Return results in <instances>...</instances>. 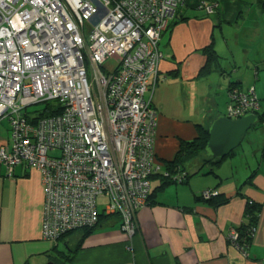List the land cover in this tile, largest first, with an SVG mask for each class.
Here are the masks:
<instances>
[{
  "label": "built area",
  "instance_id": "2783aa9c",
  "mask_svg": "<svg viewBox=\"0 0 264 264\" xmlns=\"http://www.w3.org/2000/svg\"><path fill=\"white\" fill-rule=\"evenodd\" d=\"M183 1L0 0V121L11 124L0 142V175L13 179L21 164L44 171L47 240L94 228L100 213L118 216L129 240L135 235L142 205H130L128 194L146 206L152 177H167L156 162L158 114L145 96L164 59L162 34ZM94 15L103 21L94 23ZM49 101L62 112L27 117L29 107ZM240 101L228 118L259 111L253 92ZM100 198L107 200L102 212ZM237 238L232 232L234 244Z\"/></svg>",
  "mask_w": 264,
  "mask_h": 264
},
{
  "label": "crops",
  "instance_id": "0c3cea01",
  "mask_svg": "<svg viewBox=\"0 0 264 264\" xmlns=\"http://www.w3.org/2000/svg\"><path fill=\"white\" fill-rule=\"evenodd\" d=\"M209 47L219 60L201 76ZM160 49L165 57L145 97L158 114L155 154L162 172L181 142L226 117L233 86L254 88L256 127L221 164L206 154L197 158L185 185H166L155 175L149 204L136 211L132 240L119 217L100 220L86 236L79 230L57 243L44 240L41 173L17 166L13 180L0 176V264H264V0H184ZM207 189L216 193L211 201L200 198ZM249 201L259 210L253 240L242 250L230 235L248 223Z\"/></svg>",
  "mask_w": 264,
  "mask_h": 264
},
{
  "label": "trees",
  "instance_id": "16d2710c",
  "mask_svg": "<svg viewBox=\"0 0 264 264\" xmlns=\"http://www.w3.org/2000/svg\"><path fill=\"white\" fill-rule=\"evenodd\" d=\"M183 2L180 5H182ZM159 48H160V44H159ZM207 52H208L207 53L208 54L207 66L204 67L203 70L201 71V73H200L201 76H206V75L210 74L212 69L216 65L214 62L217 61L216 63H218V60H219L217 53L215 52V50L212 47H209ZM230 91H229L230 92L229 101L227 104V106H229V107L231 105L234 107L239 106L241 103V101H240L241 96L250 97L251 92H253L256 95L253 87L248 92H243L240 89H238L237 87L233 86L230 89ZM232 96H234V97L236 96V99L234 100ZM256 98H257V101L259 102V105H260V99L257 97V95H256ZM44 103L47 105V107L45 108V110H43V112H41L39 114L36 113V115H38V116L35 117V120H37L38 118L55 116L57 114H60L63 110L62 105L56 104V102H54V101H49V102H44ZM259 110H260V108H259ZM255 114L258 116V120L254 125H257L258 122L260 121L259 111H257ZM31 115L29 113V116H27V117L30 118ZM0 140H4V139H0ZM208 140H209V130H206V131L201 130L200 135L196 139H194L193 141L181 142L179 151L177 152V155L175 156V158L171 162H168L165 164V167H164L165 171L162 172V173H167L166 178H164L162 175L163 179L167 182L166 185H169V184L185 185L188 183V181L192 178V174H190V172L188 170L190 168H188L186 166V164H192L197 158L205 156V149H206ZM0 142H2V141H0ZM223 160L217 161L215 164L219 165L223 162ZM208 162L212 163L213 160L211 161V159H210ZM21 165H23V164H21ZM206 191L212 192L214 190L213 189H207V190H204L203 192H206ZM152 195H151L150 199L152 198ZM99 200L100 199H98V201H97L98 209L100 208ZM224 202H226V201L223 200L220 203H224ZM106 204H107V201L105 204H103L102 211L104 210ZM99 210H101V209H99ZM258 210H259V207L257 205H255V203L253 201L252 202L249 201L247 203V207L245 209V216L248 218V223L246 225L243 224L242 226L239 227L238 238L236 240V244L239 245L240 248L242 247V248L246 249L248 246H250V244L253 240V230L256 226ZM102 211H100V212H102ZM100 214H101L100 220L107 219L106 215L102 216V213H100ZM92 230L93 229L88 230V232H86V234H84V235L85 236L88 235ZM69 234H71V233H69ZM60 240H63V237ZM64 255H68V253L65 252ZM55 261L58 264L60 260L58 259Z\"/></svg>",
  "mask_w": 264,
  "mask_h": 264
},
{
  "label": "water",
  "instance_id": "95a60500",
  "mask_svg": "<svg viewBox=\"0 0 264 264\" xmlns=\"http://www.w3.org/2000/svg\"><path fill=\"white\" fill-rule=\"evenodd\" d=\"M256 114L245 115L238 120L221 117L213 121L209 128V140L205 154L218 161L228 157L243 140L244 135L257 122ZM48 264H54L50 262Z\"/></svg>",
  "mask_w": 264,
  "mask_h": 264
},
{
  "label": "rangeland",
  "instance_id": "374dc122",
  "mask_svg": "<svg viewBox=\"0 0 264 264\" xmlns=\"http://www.w3.org/2000/svg\"><path fill=\"white\" fill-rule=\"evenodd\" d=\"M248 21H250L249 18L247 16H245V18L243 20V23L244 24L245 23L247 24ZM260 23L261 22H258V24H257L258 30H259V24ZM91 29H92V26L89 23L86 22L85 23L84 33L86 35L87 45H89L91 43L90 40H89V33H90ZM113 65H114V63L110 61V62L107 63L106 66H104V68H106V67L109 68V67H112ZM87 74H88V82H89V84L91 86V89H92V91H95V89L97 88V86H96V82H95L94 75H93V72H92V69L91 68L88 69ZM46 107H47V105L45 103H40V104H37V105H34V106L29 107L26 112H29L32 115H36V113L39 114V113L43 112V110H45ZM36 116H38V115H36ZM255 127H256V125H253V127L248 132H251L252 129H254ZM10 136H11V124H10L9 119L8 118H5V119H3V120L0 121V139L7 140V139L10 138ZM245 138H247V136H245ZM243 143H244V139H243L242 144ZM216 161H218V160H216ZM186 166L188 168H191V164H186ZM15 170H16V167H15L14 172H13V177H15L14 176L15 175ZM36 170H38L41 173V176H43V173L42 172H44V171L42 169H41L42 171L39 168H37ZM240 170H242V169H240ZM1 177H3V176H1ZM3 178H7V177H3ZM153 178L154 177H152V180H153ZM7 179H9V178H7ZM43 183H44V181H43V178H42V184ZM43 186H44V184H43ZM44 193H45V188H44ZM128 198H129V201H130L129 202L130 205H136V203H137V205L138 204H141L142 205L140 207H144L145 206V203L142 202V201H140V200H138L136 198V195H134V194L133 195H129L128 194ZM200 198L203 201H211L214 197L213 196H210L209 198H205L204 195L201 194V197ZM106 201H107L106 199L100 198L99 205H100L101 210L103 209V204H105ZM45 202H46V199H45L44 203ZM49 212H52V211L49 210ZM45 213H46V211H45V204H44V207H43V217H45ZM53 213H55L56 216H57V218H59L60 212L58 213L57 211H55ZM106 217L107 218H112V217H118V216H116V215L114 216V215H110L109 214ZM96 226H97V224L95 225V228H96ZM121 227H122V225H121ZM91 229L92 228H79V229H76L74 231L82 230V231H84V234H86V232H88V230H91ZM136 233H138V230L135 231V234ZM43 235H44V233H43V226H42V236ZM43 239L47 241V239L44 238V236H43ZM231 240H233V239H231ZM62 250L63 249H61V251ZM56 254H57L56 256H58L60 254V252L57 251Z\"/></svg>",
  "mask_w": 264,
  "mask_h": 264
},
{
  "label": "bare ground",
  "instance_id": "6f19581e",
  "mask_svg": "<svg viewBox=\"0 0 264 264\" xmlns=\"http://www.w3.org/2000/svg\"><path fill=\"white\" fill-rule=\"evenodd\" d=\"M108 16V14H105L104 15V18H106ZM92 21L94 22V23H99V22H102L103 21V17H100V16H98V15H94L93 17H92ZM159 69H160V65H159ZM203 131H205V130H203ZM150 193H151V195L153 194V191L151 190L150 191ZM151 195H149V198H148V203H149V201H150V197H151ZM147 203V204H148Z\"/></svg>",
  "mask_w": 264,
  "mask_h": 264
},
{
  "label": "clouds",
  "instance_id": "9594fccd",
  "mask_svg": "<svg viewBox=\"0 0 264 264\" xmlns=\"http://www.w3.org/2000/svg\"><path fill=\"white\" fill-rule=\"evenodd\" d=\"M171 23H172V22H171ZM170 26H171V24H170ZM168 28H169V27H168ZM249 114H255V113H249ZM249 114H247V115H249ZM226 117H227V116H226ZM227 118H228V117H227ZM240 118H242V117H240ZM240 118H238V119H240ZM229 119H230V118H229ZM238 119H232V120H238ZM7 140H8V139H7ZM0 141H2V140H0ZM23 165H24V164H23ZM25 166H26V165H25ZM26 167H28V166H26ZM29 168H30V167H29ZM32 169H33V168H32ZM163 169H164V167H163ZM158 175H159V174H158ZM0 176H1V175H0ZM13 178H14V177H13ZM11 180H13V179H11ZM151 183H152V179H151ZM213 192H214V191H212L211 193L213 194ZM203 193H204V192H202V194H203ZM214 196H215V195H214ZM214 196H213V197H214ZM102 216H104V215H102ZM100 217H101V216H100ZM94 228H95V227H94ZM94 228H92V229H94ZM137 230H138V229H137ZM254 231H255V228H254V230H253V233H254ZM136 234H137V233H136ZM136 234H135V235H136ZM67 235H68V234H67ZM135 235H134V236H135ZM237 235H238V232H237ZM134 236H133V237H134ZM132 239H133V238H132ZM230 240H231V239H230ZM58 241H60V239H59ZM58 241H56V243H57ZM231 242H232V240H231ZM235 245H236L237 247H239V245H237L236 243H235ZM239 248H240V247H239ZM241 249H242V247H241ZM243 250H244V248H243Z\"/></svg>",
  "mask_w": 264,
  "mask_h": 264
},
{
  "label": "flooded vegetation",
  "instance_id": "af4514ba",
  "mask_svg": "<svg viewBox=\"0 0 264 264\" xmlns=\"http://www.w3.org/2000/svg\"><path fill=\"white\" fill-rule=\"evenodd\" d=\"M55 260H56V259H53L51 262H53L54 264H57ZM49 263H50V262H49Z\"/></svg>",
  "mask_w": 264,
  "mask_h": 264
}]
</instances>
